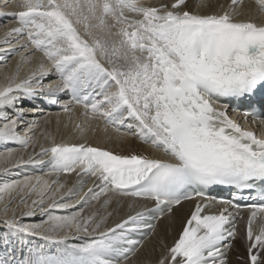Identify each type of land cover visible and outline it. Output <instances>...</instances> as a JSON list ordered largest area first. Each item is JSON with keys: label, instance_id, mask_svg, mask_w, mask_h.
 Instances as JSON below:
<instances>
[{"label": "snow or ice", "instance_id": "obj_1", "mask_svg": "<svg viewBox=\"0 0 264 264\" xmlns=\"http://www.w3.org/2000/svg\"><path fill=\"white\" fill-rule=\"evenodd\" d=\"M241 3L230 0L222 12L200 14L187 10V0L158 6L143 0H19L18 11L0 12L19 25L5 33L4 43L26 37L20 47L27 55L15 47L10 54L27 62L39 52L42 61L51 65L47 69L42 62L23 79L18 78V65L16 75H6L0 82V143L28 148L35 122L26 117L40 109L35 104L24 108V101L55 104L64 93L71 97L62 105L65 112L71 111L69 105H80L86 116L104 121L105 131L108 126L117 132L123 128L122 137H134L165 157L118 155L54 141L42 147L38 155L48 157L53 171L95 177L99 190L89 188L76 204L53 199L45 207L51 185L39 177L35 184L32 177H25L0 185L6 216L16 196L27 204L39 188V199L32 205L47 215L48 225L41 231L40 224H24L15 213L4 219L7 232L0 233V264H127L142 245L132 234L154 230L151 220L194 196L206 203L196 204L179 238L157 264H229L227 254L237 236L239 216L229 208L240 206L210 198L205 190L264 184V133L257 135L229 115L235 104L243 109L245 121L251 118L264 126V18L237 19ZM255 3L257 16L264 17V0ZM196 7L206 9L210 4L198 0ZM53 73L58 81L45 86L43 81ZM13 152L7 149L0 159L11 161ZM44 163L32 156L20 157L11 167ZM83 186L81 180L78 188L68 189L60 199L77 195ZM108 192L154 201L155 207H145L103 229L104 218L97 221L95 215L85 217L80 212L56 216L50 211L76 205L83 209ZM215 203L223 207L207 214ZM248 207L252 210L246 227V264H264V203ZM34 214L31 209L23 213ZM73 231V238L82 243L68 244ZM27 236L64 247L55 252L46 245L29 247Z\"/></svg>", "mask_w": 264, "mask_h": 264}, {"label": "bare ground", "instance_id": "obj_2", "mask_svg": "<svg viewBox=\"0 0 264 264\" xmlns=\"http://www.w3.org/2000/svg\"><path fill=\"white\" fill-rule=\"evenodd\" d=\"M19 0H8L5 4L4 0H0V12L11 13L18 11L16 4ZM144 3L152 6H158L161 3H171V0H143ZM210 7L206 9H197L196 4L198 0H187V10L199 11L200 14H208L211 12H222L230 5V0H208ZM223 6V7H221ZM237 11L240 13L236 18L240 20L244 19H258L264 17L257 16V6L255 0H242ZM18 23L15 19L8 15L0 16V82L4 81V77L16 75L17 66L19 65V79L26 78L33 70H36L38 66L43 62L47 69H51V65L47 61H42L41 53L37 52L30 61L25 62L22 60L21 55H11V49L15 47L19 53H24V49L20 47L21 44L26 42V37H14L11 43H4L5 33L13 27H18ZM26 56L27 53H24ZM58 81V76L53 73L50 77L45 78L44 85L49 83H55ZM70 100L69 94L65 95L61 93L60 102L55 103L56 109L40 108V104L46 101L35 100L27 101L23 103L24 108H29L32 104H35L40 111L36 113H28L27 121L35 122L34 129L30 133L33 139V143L26 149H22L20 145L9 142L0 143V153H5L7 149H13V156L11 161L5 162L0 159V168L8 167L10 171L8 173L0 172V185L4 183H10L12 181H23L25 177H32L31 183H36V178L39 177L41 181H47L51 185V192L46 195V204L51 203L55 199L58 203L76 204L77 200L88 191L89 188H94L98 191L99 181L95 177L77 176L75 172L72 173H57L51 169L47 164L48 157L38 155L41 152V148H48L52 145L53 141L57 144H85L87 146L99 147L104 150H108L118 155H131L140 154L154 157H163L162 153H158L148 145L143 144L141 141L134 137H122L121 132L125 129H121L117 132L113 127L108 126L105 131V124L102 119H92L90 115L84 114L85 110L80 105H69L71 111L65 112L62 105ZM229 114L242 124L247 129H252L261 135L264 133V126H261L257 121L255 124L249 119L244 120L242 114L235 112H229ZM79 125V127H77ZM83 129V131H81ZM25 131L24 127H21V134ZM29 156L34 159L44 160V164H26L21 165L18 168H12L11 164L23 157L27 160ZM79 171V170H77ZM83 180L84 186L79 189L77 195L63 200L60 199L68 189L78 188V182ZM55 181L56 183H53ZM63 185L61 188L60 186ZM42 187V185H41ZM15 195V194H14ZM39 199V188L28 199L27 204L20 203V197L11 202V206L8 209L7 216L5 215L4 201H0V233L7 232V228L3 224V220L11 217L14 213L18 219L24 224H40L41 231L48 227L47 215H41L39 208L32 205V200ZM7 200V197H5ZM110 201L105 205V201ZM197 203H206L201 198H193L191 200H184L181 204L173 206L171 213L165 212L157 219L151 220L150 223L154 225V230L147 231L146 236L142 241V245L138 247L134 255H131L127 261V264H157V262L167 255L168 248H170L175 241L179 238L183 231V228L190 218L191 213L194 211ZM155 205L154 201H146L141 198L122 197L114 192H108L102 195L99 200L89 201V204L83 209L80 205L76 207H70L67 209L57 208L51 209L53 215L56 216H70L73 213L80 212L82 216L95 215L97 221L104 218V224L102 229L106 227H114L115 224L126 219L128 215H134L136 211L144 210L145 207L150 208ZM223 205L215 203L211 209L206 210L207 214H215L219 212ZM34 211L32 216H24L23 213L29 210ZM252 209H237L229 208L230 212L239 213L236 220L237 236L231 241L233 247L228 252L229 264H246L247 261V240H246V227L248 217ZM202 213V214H206ZM259 220L257 221V224ZM67 232L65 229L59 232L57 236H62ZM75 233L69 236L68 244L82 243V240L73 238ZM29 241V247L38 245H46L50 251H57L63 248L64 245H56L44 241L39 236H27L25 237ZM26 251V249H25Z\"/></svg>", "mask_w": 264, "mask_h": 264}]
</instances>
